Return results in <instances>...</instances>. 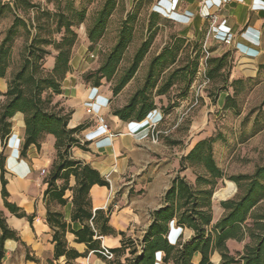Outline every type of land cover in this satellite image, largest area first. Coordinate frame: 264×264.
<instances>
[{"label":"trees","instance_id":"trees-1","mask_svg":"<svg viewBox=\"0 0 264 264\" xmlns=\"http://www.w3.org/2000/svg\"><path fill=\"white\" fill-rule=\"evenodd\" d=\"M119 0H106L102 8L92 19L87 28V37L91 45L98 47L104 36L109 20L116 10ZM54 3V11L43 7L34 0H11L0 4V19L6 11L13 15V22L0 42V78L7 79L8 90L0 106V196L5 207L17 216H25L7 202L8 192L5 174V146L12 132V119L17 113L24 115L25 142L22 155L32 145L38 150L45 135L56 138V160L46 178L48 189L45 195L59 204H66L64 199L67 190L72 192V222H79L80 229H74L65 221L59 212L48 211L47 221L54 230L55 259L65 257L66 264H71L86 254H81L68 246L66 234L75 236V241L85 244L88 252H94L105 264H156L159 254H163L164 264H195L194 257L199 254L198 264H264V166L257 167L252 174L227 176L218 165L215 157V144L218 137H206L198 141L192 150L183 156L180 169L198 168L201 170L194 182L186 177H176L164 196L161 208L152 212V222L142 239L133 240L124 232H117L110 225L111 210H93L90 190L94 185L110 187V183L90 164L74 160L71 157L73 148L88 151V143L82 144L78 135L84 126L69 127L72 112L65 113L63 108L56 110L59 103H54L55 96L63 94V82L72 71L73 49L78 42L75 28L86 21L85 9H77L70 0H46ZM142 3L134 7L139 9ZM34 11L33 17H23L19 11ZM153 26L160 19L158 13H150ZM135 19V16L133 17ZM133 27L125 19L118 40L104 57L101 65L93 72L86 73L84 80L92 87L98 88L103 81L111 82L116 77L119 65L132 41ZM23 34L25 42L19 53L18 61L14 59L13 43ZM176 42L182 45L187 42L175 35ZM151 45V38L146 39L137 49L131 65L126 69L112 92L117 96L136 75ZM197 46L202 41L196 42ZM92 47V48H93ZM181 46L176 43L168 45L162 53L150 62L143 85L130 97L129 101L112 114L125 122H140L158 109L157 97L166 96L178 84L189 88L198 68L186 66L175 69L164 79L177 61ZM53 55L52 67L47 69L45 63ZM228 54L208 60L210 79L220 75L227 66ZM242 68L248 73V66ZM243 79L232 81L231 87L237 93L244 87ZM241 86V88L239 87ZM235 97L227 95L225 109L235 108ZM172 101L162 107L164 113L174 109ZM236 114L240 111L235 109ZM257 129L254 134L257 133ZM179 145V143H173ZM74 177V187L69 186ZM228 178L238 188L234 199L221 202L223 216L214 223L213 204L214 189L219 180ZM63 181L58 186L57 181ZM193 234L187 240L173 244L168 238L170 223ZM0 264L5 257L4 242L8 239L19 241L15 232L6 223V217L0 210ZM120 235L121 246L108 249L110 257L104 255L101 237ZM249 239L243 251L232 253L229 241L242 242ZM216 254L215 257H213ZM54 264V263H53ZM59 264V263H57Z\"/></svg>","mask_w":264,"mask_h":264},{"label":"crops","instance_id":"crops-1","mask_svg":"<svg viewBox=\"0 0 264 264\" xmlns=\"http://www.w3.org/2000/svg\"><path fill=\"white\" fill-rule=\"evenodd\" d=\"M137 3L148 5L150 13H158L161 20L174 26L177 37L187 42L202 41L204 47L213 54L231 52L238 59V64L248 66L250 77L264 71V0H123L127 7ZM80 59L72 57V71L63 82V94L60 97L72 112L69 127L84 126L78 138L82 144L88 143L89 150L75 147L71 157L90 164L110 183L109 188L99 185L91 188L93 210L110 209V225L117 232H124L133 240L142 239L152 222V212L163 206L165 193L173 180L181 176L191 181L190 168L184 171L180 169L181 159L206 137L196 138L185 151L173 158L159 157L161 150L166 149L159 142V134L164 133L161 127L165 119L162 107L140 122L120 120L111 112L114 100L111 90L104 83L95 88L83 80L84 70L80 69ZM7 90V79L0 78V106ZM156 101L166 107V96H160ZM88 108L93 110V114H87ZM99 114L109 121V133L98 124L96 117ZM24 142V115L17 113L12 119V132L5 146L4 177L9 194L7 202L25 216L19 217L5 207L0 196V210L6 217V223L20 239L4 242L5 257L2 264H66L65 257L55 259L54 230L47 221L48 211L61 213L74 229H80L82 225L72 222L70 190L66 191L64 199L67 202L64 205L45 195L48 184L41 171L45 169L49 174L56 160V138L51 134L45 135L40 150L32 145L25 156L22 155ZM130 178L136 179L142 197L130 194L133 180L121 185V182ZM167 181L169 184L163 185ZM57 184L61 186L63 181H57ZM74 185L75 179L71 177L69 186L72 188ZM122 186L126 187L124 191ZM119 192L121 201L113 203ZM186 232H189V238L193 234L171 222L168 238L175 244L181 239L187 240ZM66 240L70 248L86 254L71 264H105L94 252H88L85 244L77 243L73 234L67 233ZM121 240L120 235L103 236L102 248H118ZM162 258L163 254H159L156 264H164ZM200 258L197 254L194 263L198 264Z\"/></svg>","mask_w":264,"mask_h":264},{"label":"rangeland","instance_id":"rangeland-1","mask_svg":"<svg viewBox=\"0 0 264 264\" xmlns=\"http://www.w3.org/2000/svg\"><path fill=\"white\" fill-rule=\"evenodd\" d=\"M9 1L11 0H0V4ZM70 1L74 2V6L77 9H85L87 13L86 21L75 28L78 35V42L73 49L72 55V57L76 56L77 60L81 58L80 69L81 71L84 70L82 74L83 80L86 73L93 72L99 68L104 57L114 47L125 19H129L130 25L133 27L132 41L119 65V70L114 80L111 82L103 81L111 92L114 85L131 65L137 49L146 39L151 38L150 49L145 55L134 78L117 96L112 92L114 100L111 112L125 105L130 97L143 85L151 60L156 55L162 53L168 45L176 43V47H181L177 53L176 63L171 67L169 72L167 71L164 79L175 69H181L186 66L194 67L195 61L198 60L197 72L194 76L189 77L191 80L189 88H185L183 84H178L166 95L167 102L165 105L167 106L172 101L175 109H171L165 113V119L161 126L164 133L159 134V142L166 149L161 150L159 157L165 156L166 158H173L174 155L181 154L185 151L188 144L194 142L196 138L211 136L218 137L215 144V157L218 165L224 170L227 176L252 174L257 167L264 166V71H256L257 73L250 77L242 69V65L244 64H238V59L231 52L213 54L210 53L209 49L204 47V43L200 47L196 45L195 41L190 43L184 42L180 45L175 40L176 29L170 23L159 19L151 26L154 21L149 16L148 5L142 4L137 9L134 6L127 7L123 4V0L118 1L119 5L109 20L107 30L102 39L98 41L99 46L93 47L87 37V28L92 24V19L102 8L106 0ZM34 2L54 11V3L47 4L46 0H34ZM18 14L28 18L33 17L34 11L32 10L28 13L19 11ZM134 16L135 19H133ZM12 22L13 15L9 11H6L0 19V42ZM24 42V36L20 34L13 43L12 48L15 61L19 59V53L23 48ZM90 53H94L96 58L91 59L89 57ZM225 54L229 55L227 66L221 71L220 75L210 79L208 77V60L211 58H219ZM52 64L53 55L47 58L45 67L49 69L52 67ZM238 67L240 68L238 69ZM236 79H243L245 83L243 89L237 93L231 87L232 81ZM239 87L241 88V86ZM227 95L235 97L234 109L224 108ZM54 103H59L56 110L63 108L65 113L71 112L70 108L66 106L64 99L60 96L54 97ZM157 105L158 107H163V109L165 107L161 106V104ZM188 109L189 111L186 112ZM235 109L240 111L239 114L234 112ZM105 119L110 124L106 117ZM257 129L259 131L254 134L253 132ZM174 142L179 143V145H173ZM199 173H201L200 169L190 168V180L194 181ZM49 174L45 177L47 178ZM129 181H131L130 194L135 197H142L143 193L136 179H126L124 182H121V185ZM168 184L167 181L163 185ZM125 188V186H122L123 191ZM237 193V186L231 183L228 178L217 182L214 189V200L212 201L215 222L225 212L221 207V202L234 199ZM120 201L121 192L116 193L113 203ZM113 208L116 207L113 206ZM185 235V239H188L189 232H186ZM248 242L249 239L242 242L229 241L228 246L230 251L235 254L243 251L244 246ZM215 256L216 254L213 257Z\"/></svg>","mask_w":264,"mask_h":264},{"label":"built area","instance_id":"built-area-1","mask_svg":"<svg viewBox=\"0 0 264 264\" xmlns=\"http://www.w3.org/2000/svg\"><path fill=\"white\" fill-rule=\"evenodd\" d=\"M227 43H229V41H226ZM89 57L91 59H95L96 56L94 55V53H90ZM87 114H93V110L91 108L87 109ZM97 122L98 124L101 126V128L105 131V132H110L111 128L110 125L108 124V122L106 121L105 117L103 115H97ZM41 174L46 176L48 175L47 171L45 169H43L41 171ZM104 255H106L107 257H110L111 254L108 252V250H105Z\"/></svg>","mask_w":264,"mask_h":264}]
</instances>
